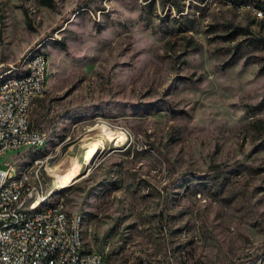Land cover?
<instances>
[{
	"label": "rangeland",
	"instance_id": "1",
	"mask_svg": "<svg viewBox=\"0 0 264 264\" xmlns=\"http://www.w3.org/2000/svg\"><path fill=\"white\" fill-rule=\"evenodd\" d=\"M34 48L46 143L4 159L82 214L92 249L264 264L263 23L218 0H0V75Z\"/></svg>",
	"mask_w": 264,
	"mask_h": 264
},
{
	"label": "built area",
	"instance_id": "2",
	"mask_svg": "<svg viewBox=\"0 0 264 264\" xmlns=\"http://www.w3.org/2000/svg\"><path fill=\"white\" fill-rule=\"evenodd\" d=\"M243 8V6H239ZM262 13V12H258ZM257 19V18H256ZM3 66L0 65V68ZM20 68L19 61L8 68ZM44 68H49L48 56L34 58L33 75L27 81H15L4 85L0 90V162L7 168H0V264H112L105 257L92 249L81 233L63 231L64 219L50 221V214H58V207L43 206V199H49V192H44L40 203H31L42 207L41 216H32L31 209L26 215H18V207L23 202H31L30 194H21L17 186L8 187V179L13 178V165L5 160L9 152L25 148H36L37 141L45 139V134L32 127V132H24L25 122H30L29 108L33 98L47 89L48 77H43ZM34 171L27 168V173ZM36 185V182H26ZM75 218V216H73ZM40 219H47V227H40ZM7 221H18V230H6ZM66 252H74V261H65Z\"/></svg>",
	"mask_w": 264,
	"mask_h": 264
},
{
	"label": "bare ground",
	"instance_id": "3",
	"mask_svg": "<svg viewBox=\"0 0 264 264\" xmlns=\"http://www.w3.org/2000/svg\"><path fill=\"white\" fill-rule=\"evenodd\" d=\"M223 1L230 5H235L238 8L239 6L244 5V9H247L252 13L255 19L264 24V0H218ZM262 12V13H258ZM47 54L38 48H34L30 50L20 61V68H11L12 70H16V75H0V90H3L4 85H10V83L15 81H27L29 77L33 75V63L34 58H38L39 56H46ZM10 65H14V62ZM48 68H44L43 77H49ZM48 83V80H47ZM44 92H39V96H41ZM37 97L33 98V104ZM0 105H3V98H0ZM32 108V106H31ZM29 108V114L30 110ZM24 132H32V127L30 122H25ZM46 143L45 139H41L37 141V147L40 148L44 146ZM99 150V149H98ZM95 155H93L90 159V162L93 163L95 159ZM13 178L8 179V187L17 186V179H22V182H19V190H21V194H30L31 193V202H23L18 207V215H26L31 209L32 216H41L42 215V207L40 205H33L31 208V203H40L42 198L41 192V183L37 179V175L35 176V171L27 173V169L17 170L15 166H13ZM26 182H36V185H26ZM52 192H49V199H43V206L45 207H58V214H50V221H59V216L64 219L63 231H72L75 229L76 233L83 232V224L84 218L81 213L75 211H68L64 205L63 201H52L51 197ZM75 216V218L73 217ZM40 227H47V219H40ZM19 222L18 221H7L6 222V230H18ZM65 261H74V252H66ZM53 264H62V262H54Z\"/></svg>",
	"mask_w": 264,
	"mask_h": 264
},
{
	"label": "trees",
	"instance_id": "4",
	"mask_svg": "<svg viewBox=\"0 0 264 264\" xmlns=\"http://www.w3.org/2000/svg\"><path fill=\"white\" fill-rule=\"evenodd\" d=\"M41 2L45 5L52 6L54 3V0H41ZM262 23V22H261ZM263 132H264V127H263Z\"/></svg>",
	"mask_w": 264,
	"mask_h": 264
},
{
	"label": "crops",
	"instance_id": "5",
	"mask_svg": "<svg viewBox=\"0 0 264 264\" xmlns=\"http://www.w3.org/2000/svg\"><path fill=\"white\" fill-rule=\"evenodd\" d=\"M46 53V52H45ZM47 54V53H46ZM48 56V55H47ZM49 59V58H48ZM37 99V98H36Z\"/></svg>",
	"mask_w": 264,
	"mask_h": 264
}]
</instances>
